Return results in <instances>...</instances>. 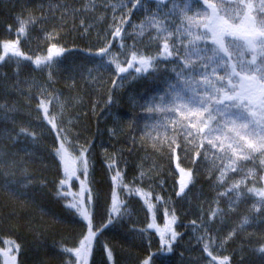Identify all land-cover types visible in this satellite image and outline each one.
<instances>
[{"label":"trees","instance_id":"1","mask_svg":"<svg viewBox=\"0 0 264 264\" xmlns=\"http://www.w3.org/2000/svg\"><path fill=\"white\" fill-rule=\"evenodd\" d=\"M82 11V0H0V41L17 39L18 17L34 18L36 23L29 25L26 35L19 38L20 50L30 55L33 60L13 58V63L19 69L32 73L38 82L54 90L74 93L87 102L75 122V127L87 134L88 139L93 142L92 147H97V142L103 139L114 150L121 151L122 155L115 166L122 171L125 183L130 186L135 184L146 191L150 190L139 181L137 166L141 156L153 157L162 168L156 179L157 186L151 189L154 202L155 197L161 198L156 204L155 213L148 210L139 196L117 189L123 201L120 213L114 215L113 222L98 235L92 264H141L150 254H153L152 264H180L172 260L176 252L182 254L180 249L174 246L170 250L161 251V238L157 230L147 229L139 233L141 231L139 219L127 220L123 217L122 210L131 207L137 213L147 210L155 214L158 222H163L166 219L163 210L168 208L174 210L175 216L178 217L179 210L176 206L180 201V195H177L179 178L173 172L178 169L177 163L182 168L192 170L193 180L188 187L195 192L198 191V186L213 185L215 177L209 176L208 171L203 168L207 152L206 141L204 149H193L191 145L186 146L183 138L177 135L176 139L181 147L175 154L172 153L163 141L166 135L174 134L171 130L176 126L168 125L170 131L166 133V125L159 122L165 110L148 111L153 104L163 108L157 101L158 94L166 91V82L176 77L174 71L178 68L176 65L178 63L183 66L186 55L176 48L172 56L167 58L161 56L163 40L159 38L142 43L133 33L126 39L117 37L114 42L118 43L120 48L125 43L129 56L132 51H136L140 55L158 58L147 72L137 74L130 69L131 75L124 74L126 79L122 86L105 87L94 79V60L85 39L86 29ZM50 33L55 34L54 38L50 37ZM52 43L65 49L63 55L50 65L36 67L33 62L35 58L45 56L47 48ZM169 43L171 46L174 42L170 39ZM6 96L7 93L0 92V98ZM40 98L38 96V102ZM37 103L31 107H36ZM109 128L113 129L115 135L108 136ZM18 129L14 130L13 135ZM24 140L25 138L21 137L18 142L13 143L11 137L6 141L10 147L8 152L20 147ZM91 148L86 152V157L92 170L90 180L95 182L99 194L98 198L93 197L95 205L94 214L92 213L93 222L97 226H102L107 222L111 208L114 185L110 177L114 173L109 168L112 162H106L98 148L96 152L92 150L94 153L92 157ZM49 150L50 156L45 153L48 156L46 161L45 158L35 156L27 163L30 165H25V168L21 169L27 170L29 173L27 178L32 182L27 187H18L15 192L5 187L11 179L0 167V239H14L20 245L18 264H64L68 257L60 251L61 246L74 247L85 231V224L75 210L66 207L72 196L59 194L67 192L65 187L68 184L63 189L59 188V181L63 178L62 165L53 154V147ZM196 151H200L199 157H196ZM256 175L264 176V167L258 165ZM21 176L26 178L24 174ZM253 186L260 187L261 183L251 179L245 185L244 200L236 206L234 218L255 216L251 212V206L259 197L247 192V188ZM196 217L195 213L192 220L194 221ZM178 219L181 220L179 217ZM163 226L164 224L157 227ZM168 239L178 245V242L170 239V235ZM211 239L215 248L217 241L220 240L215 230ZM261 245H264V221L244 232L238 231L228 243L229 251L226 256L232 262L241 264H264V253L259 251ZM105 246L112 251L111 262L107 259ZM2 247L4 245L0 244V248ZM164 254L171 259H162Z\"/></svg>","mask_w":264,"mask_h":264},{"label":"snow or ice","instance_id":"2","mask_svg":"<svg viewBox=\"0 0 264 264\" xmlns=\"http://www.w3.org/2000/svg\"><path fill=\"white\" fill-rule=\"evenodd\" d=\"M168 2L169 0H157L158 5ZM198 2L202 6V10L196 14L200 20L187 17L188 24L183 32L184 36L189 37L187 45H184L186 60L180 70L176 71L177 83L167 85L168 95L172 97V106L160 108L153 104L148 108V111L165 110L180 113L182 119L171 121L176 126L171 130L174 134L166 135L163 142L175 154L176 150L181 147L177 142V135L183 138L186 146L191 145L193 149H204V141H206L210 149H216L220 153L218 159L221 160L222 166L219 168L220 174L217 182L226 186V182L230 179L228 173L240 171L241 162L258 160L259 164L264 166V0H258V6L253 0H219L221 5H229L228 8H218L214 0H198ZM182 3L186 9L191 8L190 0H182ZM138 4H140V0H134L133 7ZM111 6L115 12L118 8L127 7V4L119 3L117 0V3ZM17 19V39L0 41V64L12 61L13 58L33 60L30 55H26L20 50L19 38L26 35L27 27L35 24L36 20L31 16L27 19L20 17ZM123 23H125L123 19L116 23L114 18L113 38L121 37ZM193 25L196 28L195 32ZM139 27L141 34L145 27L155 28L156 38L163 40L161 56L170 57L177 50L175 44L170 46L169 39L174 34L168 31L165 23L152 18L147 22V25L142 24ZM11 30V26H9V31ZM49 35L54 38L55 34L50 33ZM207 41L211 42V48L199 47L201 42ZM181 44H183V40H181ZM110 47L111 43L100 48L96 55L101 58L108 56ZM64 51L65 49L52 43L47 48V54L42 57L37 56L33 62L38 68L42 65H50L54 60L59 59ZM193 56L199 62V69L203 70L198 72L202 81L185 78V70L197 72V63L192 60ZM157 58L132 51L130 59L121 61L113 57L107 62L114 65L117 78L123 80L126 79L124 74L131 75L130 69H133L137 74L147 72ZM212 65H215L211 68L213 74H216L218 70L223 72V75H216L215 80L209 78L207 74V69ZM113 83L115 85L116 82L113 81ZM178 84L184 87L180 89ZM188 89L191 90L192 95L185 100L183 91ZM53 99L59 102L58 97L40 98L36 107L43 112V120L51 126L58 141L57 145L53 147V154L62 165L63 178L59 181V188L63 189L72 180L79 179L78 172L87 178L89 161L85 153L88 149L72 145L67 130L57 123L58 114L50 112L49 105L53 103ZM158 99L163 103L165 97L159 96ZM177 101L180 102L176 103ZM60 108L63 109L62 104H60ZM0 110H3L0 112V120L10 119L7 113L17 111L14 106L7 108L2 104H0ZM209 121H215V123L210 125ZM12 122L15 124V121ZM165 131L166 133L170 131L167 126H165ZM61 133H65V135L61 136ZM8 134L12 137L13 143L18 142L21 137L31 138L33 142H36L38 136L36 132L24 126L19 127L14 135L12 132ZM66 145H72V149L70 150ZM187 150L185 147V151ZM200 154V151H196V157H199ZM4 155L3 152H0V157ZM176 159L179 160L178 155ZM225 161L227 163H224ZM176 167L180 173L177 195H181L192 183L193 172L191 169L180 167L179 163ZM109 168L114 173L110 177L114 187L111 193L108 220L102 226H97L93 222L90 208L93 200L92 190L84 181H81L80 190L76 194L59 193L65 196L72 195V200L66 204V207L75 210V213L85 224V231L74 247L61 246L60 251L68 257L64 264H89L98 235L113 222L114 215L120 213L123 201L120 199L118 188L126 190L130 195L139 196L150 212L155 213L156 211V204L161 200L159 196L155 197L154 202L151 190L146 191L135 184L130 186L125 183L122 171L115 166V160L112 161ZM24 175L25 180L9 181L5 187L13 192L18 187H27L32 181L27 178L29 176L27 170ZM143 175L141 173L140 177L142 178ZM248 179L261 183L260 187H248L247 192L259 197L258 204L264 206V176H257L251 170L244 179L233 182L231 187H226V191L221 195L235 191L239 196L241 185H244ZM253 207L255 211H260V207L256 205ZM163 214L166 218L163 228L157 227L155 223L147 225L149 229L156 228L160 234L161 251L170 250V240L166 237L170 235V239L175 240L177 235L172 228L176 221L174 210L165 208ZM216 214V211L212 212L213 217ZM247 223L248 218L245 217L243 224ZM232 235L234 232L230 233L228 238H231ZM0 244L4 245L0 248L2 264H18L17 255L20 245L14 239H0ZM213 244L214 241L209 238L203 245V251L208 257V264H229V257L215 254ZM105 251L108 261L111 262L112 251L107 246H105ZM259 251L264 253V245L260 246ZM152 255L145 258L141 264H151Z\"/></svg>","mask_w":264,"mask_h":264},{"label":"rangeland","instance_id":"3","mask_svg":"<svg viewBox=\"0 0 264 264\" xmlns=\"http://www.w3.org/2000/svg\"><path fill=\"white\" fill-rule=\"evenodd\" d=\"M119 3H126L127 7L118 8L117 11H113L112 4L117 3V0H82V18L84 19L85 25V39L87 41V47L91 49V54L93 55L92 60H94L93 72L94 79L97 83H100L103 86L110 87H120L123 85L124 79L120 80L117 78L114 65L109 64L107 61L113 57L118 58L121 61L130 59L128 55V47L123 43L121 48L118 46V43L114 42L112 32L114 30V18L115 22L118 23L121 19L125 21L122 24L123 32L121 37L126 39L132 33L138 38L139 42H152L154 39H157V32L155 28L145 27L143 34L140 32V25H147V22L156 18L159 22L165 23L169 32H172L174 35L170 38L175 44V47L186 55V49L184 45H187L189 37L183 35L184 29L188 24L187 17H193L195 20L199 21L200 17L197 16V12L202 10L201 4L198 0H190L191 8L186 9L182 0H169L168 3L164 5H158L157 0H140V4L133 7L134 0H118ZM218 8H228L229 5L219 3V0H214ZM254 3L258 6V0H253ZM193 31H196L195 25H193ZM169 39V40H170ZM183 40V44H181ZM124 41V40H123ZM111 43L109 49V55L103 58L96 55L98 50L102 47L107 46ZM201 48H211V42H201L199 44ZM192 60L197 63V72H190L185 70V78L192 79L194 78L197 81H202V77L198 74L199 71V62L196 60V57L193 56ZM178 68L175 69L179 71L182 65L177 63ZM215 65H212L207 69V74L209 78L215 80L216 75H223L222 71H219L216 74L212 73L211 68ZM115 81V85L113 83ZM170 83H177V76L175 78L169 79L166 84V91L160 92L159 96H164L165 99L163 103L158 99V103L161 104L163 108H170L172 106V97L168 95L167 85ZM0 92H5L8 94L6 97L0 98V104L5 105L7 108H12L13 106L17 111L8 112L7 115L10 119L0 120V152H3L5 155L0 157V167L6 172L7 176L11 181H23L26 178L22 177L21 174H24L25 171L21 169L25 168V165L30 162L32 157L38 156L41 159H47V155L50 154V147L57 145L58 141L56 140L55 133L51 130V126L43 120V112L36 109V107L31 105L38 102V96L41 98H54L58 97L59 102L53 99V103L49 105L50 112L58 114L57 123L60 127H63L67 130V135L72 142V145H76L77 148L83 146L87 149H90L93 143L88 139L87 134L82 133L75 127V122L80 113L85 108L87 102L84 101L78 95L70 92H65L64 90H54L50 86L38 82L35 76L29 71L21 70L18 68L13 61L3 63L0 66ZM196 86L195 84L193 85ZM184 86L178 84V88L182 89ZM43 90V93H42ZM198 90H201L198 88ZM192 95L190 89L183 91V96L185 100ZM30 98V100H29ZM177 101L176 103H179ZM60 104L63 105L61 110ZM97 107V111H98ZM3 110H0L2 112ZM99 112V111H98ZM165 111L159 118V122L163 125H173L171 121L173 119H181L180 113L172 111ZM166 113V114H165ZM108 116V114H104ZM219 118V117H218ZM12 121H15L13 124ZM215 121H209L210 125H213ZM21 126L28 127L31 131H34L38 134L36 142H33L31 138L25 139L23 143L20 144V147L14 149L12 152H8L10 147L7 146L6 141L11 137L9 132L14 133L16 128ZM107 134L110 137L115 135L113 129H107ZM65 133H61V136H64ZM207 143V142H206ZM72 145H66L69 149H72ZM100 149L101 154L103 155L106 162H112L115 160V163L120 160L121 151L114 150L111 146L106 144V142L101 139L97 142V147L91 148V156L93 157V152ZM93 150V152H92ZM44 153V154H42ZM45 153L47 155H45ZM87 156V153H85ZM220 153L216 149H210V146L207 144V152L205 155V164L203 168L208 171L209 176H214L213 185L205 187L204 185L198 186V191L195 192L191 187H187L180 195V201L176 206L179 210L178 217H176L175 223L172 225L173 230L177 233L175 242H178V245L170 242V248L177 247L182 252H176L172 260L178 263L187 264H208V257L203 251V245L207 239L212 237V232L215 230L219 236V239L214 248L215 254L218 256H226L228 253V243L236 236L238 231L244 232L251 228V226H256L260 222L264 221V206L258 204V200L251 207V212L254 217L247 215L248 223L243 224L242 218H234L233 212L237 208L238 203L244 200L243 189L245 185L249 182L248 179L245 181L244 185H241L239 196L237 192H230L227 195H221L226 191V187H231L233 182L244 179L249 171L258 172V160L252 161H243L241 162L240 171L238 172H229L228 175L230 179L226 182L225 185H221L217 182L219 176V168L222 166L221 160L218 159ZM50 156V155H49ZM93 160V158H91ZM224 163H227L225 161ZM34 165V164H31ZM262 168L264 166L260 165ZM91 168V166H90ZM88 169L87 178H85L81 173H77L79 179L72 180L68 185H66V191L70 194H76L80 190L81 181H84L86 185L91 188L92 195L95 198H98V190L96 184L91 178V171ZM161 166L159 163L151 156H141L138 160V177L139 181H142L149 189H153L157 186V177L160 174ZM21 174H20V173ZM177 177H180L179 170L173 171ZM143 173V177H140V174ZM86 195V194H85ZM72 196V195H71ZM254 205L260 207V211L257 212L254 210ZM93 200L90 205L91 211L94 214ZM216 211V216H212V212ZM123 217L127 220L132 221L133 219H139V229L140 232L149 229L147 225L149 223H155L157 226L165 224L166 219L163 222H158L155 214L147 212V210H142V212L137 213L133 208H125L122 210ZM195 213L197 214L196 219L192 220ZM154 217V218H153ZM164 219V217H163ZM162 219V220H163ZM195 222V223H193ZM156 228H152L153 230ZM234 235L229 237L230 233ZM168 238V236L166 237ZM96 247V242H95ZM95 247L93 253L89 259V264L93 262V254L95 252ZM164 260H170V256L164 254L161 257ZM154 263V262H153ZM152 264V262H151ZM156 264V263H154ZM229 264H241L239 262H232L229 259Z\"/></svg>","mask_w":264,"mask_h":264},{"label":"flooded vegetation","instance_id":"4","mask_svg":"<svg viewBox=\"0 0 264 264\" xmlns=\"http://www.w3.org/2000/svg\"><path fill=\"white\" fill-rule=\"evenodd\" d=\"M17 262H18V260H17ZM0 264H2V259H0Z\"/></svg>","mask_w":264,"mask_h":264}]
</instances>
